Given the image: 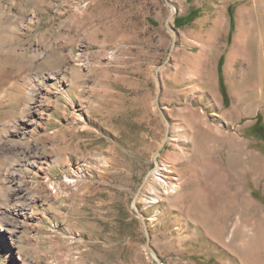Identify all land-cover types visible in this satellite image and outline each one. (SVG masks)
I'll return each instance as SVG.
<instances>
[{
	"label": "rangeland",
	"instance_id": "obj_1",
	"mask_svg": "<svg viewBox=\"0 0 264 264\" xmlns=\"http://www.w3.org/2000/svg\"><path fill=\"white\" fill-rule=\"evenodd\" d=\"M6 68L41 157L0 264H264V0H0Z\"/></svg>",
	"mask_w": 264,
	"mask_h": 264
},
{
	"label": "bare ground",
	"instance_id": "obj_2",
	"mask_svg": "<svg viewBox=\"0 0 264 264\" xmlns=\"http://www.w3.org/2000/svg\"><path fill=\"white\" fill-rule=\"evenodd\" d=\"M29 69L24 68L20 73H15L12 68H6L0 72V107L8 96L15 93L19 94L18 100L21 103L15 116L0 121V156L6 158V162L0 166V184L2 181L8 183L0 186V195L6 201L0 205V225L7 230L11 229L8 224L13 221L2 218L1 214L8 212L12 217L24 215L20 206L36 192L27 184H15V175L22 167L36 166L37 159L41 157L36 141L29 134L37 122V115L40 114L38 101L43 86L32 84L26 73ZM65 181L71 180L67 178ZM9 231L13 232L12 229Z\"/></svg>",
	"mask_w": 264,
	"mask_h": 264
},
{
	"label": "water",
	"instance_id": "obj_3",
	"mask_svg": "<svg viewBox=\"0 0 264 264\" xmlns=\"http://www.w3.org/2000/svg\"><path fill=\"white\" fill-rule=\"evenodd\" d=\"M156 261H157V264H161V262L158 259H156Z\"/></svg>",
	"mask_w": 264,
	"mask_h": 264
},
{
	"label": "trees",
	"instance_id": "obj_4",
	"mask_svg": "<svg viewBox=\"0 0 264 264\" xmlns=\"http://www.w3.org/2000/svg\"><path fill=\"white\" fill-rule=\"evenodd\" d=\"M221 81V80H220Z\"/></svg>",
	"mask_w": 264,
	"mask_h": 264
}]
</instances>
